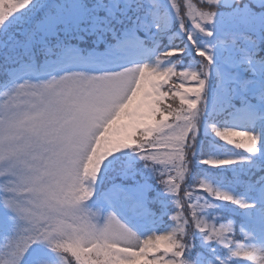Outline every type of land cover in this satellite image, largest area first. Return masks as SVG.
<instances>
[{
  "label": "snow or ice",
  "instance_id": "snow-or-ice-1",
  "mask_svg": "<svg viewBox=\"0 0 264 264\" xmlns=\"http://www.w3.org/2000/svg\"><path fill=\"white\" fill-rule=\"evenodd\" d=\"M0 264H264V0H0Z\"/></svg>",
  "mask_w": 264,
  "mask_h": 264
}]
</instances>
